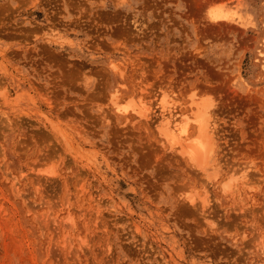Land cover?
I'll return each mask as SVG.
<instances>
[{
	"label": "rangeland",
	"instance_id": "374dc122",
	"mask_svg": "<svg viewBox=\"0 0 264 264\" xmlns=\"http://www.w3.org/2000/svg\"><path fill=\"white\" fill-rule=\"evenodd\" d=\"M0 264H264V0H0Z\"/></svg>",
	"mask_w": 264,
	"mask_h": 264
},
{
	"label": "bare ground",
	"instance_id": "6f19581e",
	"mask_svg": "<svg viewBox=\"0 0 264 264\" xmlns=\"http://www.w3.org/2000/svg\"><path fill=\"white\" fill-rule=\"evenodd\" d=\"M208 12H209L208 17H210L211 19H224V20L230 19V14H228L227 12H224V11H219V10L216 11L214 9H210ZM204 101H202V102L198 101L195 103L192 102L193 105L187 109V110H189V112L187 111L188 115L183 113L184 117L182 118V120H179V122L177 121L178 124H172L173 122H175V119L173 118V113H171V111H172L170 108L171 106L168 107L167 103H165L163 101H161V103L159 105V108L161 109L160 110L161 112L159 114V118L161 119L162 122H164V124L160 125V127H159L160 135L164 138V140H166V142L170 146V148H174V150L175 151L177 150L180 155H183L184 157H186L187 160L192 163L193 168H194V166H196L202 170L205 169V166L208 162V155L210 152V139H211L210 138L211 135L208 134L210 131V126H211L210 125L211 123L209 124V122H210V120H209L210 116H209V110H208V108H209L208 104L209 103L207 104ZM140 103H143V102H140ZM129 104H131V102ZM132 105H133V108L136 107L134 104H132ZM143 105H144V103H143ZM141 106H142V104H141ZM146 108L147 107H145L144 109H146ZM123 109H126V107ZM142 109H143V106H142ZM134 110L139 114V116H143L145 118H148V116H149L148 113H145V112L143 113L140 110V108H138V107ZM164 112H166L167 116H165ZM132 113H133V111H132ZM149 119H150V117H149ZM150 120H152V118ZM137 121H138V119H137ZM180 121H181V123H180ZM169 124H172V126L174 128L177 126L176 127L177 128L176 134L166 132V128H164V127H168ZM190 124H192L193 130L191 133H188L187 130H188V127ZM169 127H170V125H169ZM183 137H184V139H183ZM183 140L186 142L183 143L182 142ZM207 168H208V165H207ZM244 178H245V175H244ZM229 187H231V186H229ZM200 197L202 198V196H200Z\"/></svg>",
	"mask_w": 264,
	"mask_h": 264
}]
</instances>
